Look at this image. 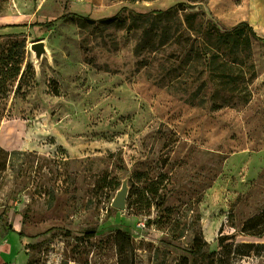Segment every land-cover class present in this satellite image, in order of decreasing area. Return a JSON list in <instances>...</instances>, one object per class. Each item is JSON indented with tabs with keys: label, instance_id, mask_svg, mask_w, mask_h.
Returning a JSON list of instances; mask_svg holds the SVG:
<instances>
[{
	"label": "rangeland",
	"instance_id": "rangeland-1",
	"mask_svg": "<svg viewBox=\"0 0 264 264\" xmlns=\"http://www.w3.org/2000/svg\"><path fill=\"white\" fill-rule=\"evenodd\" d=\"M190 3L257 38L221 37ZM170 9L142 48L129 19ZM205 54L240 92L212 86ZM263 208L264 0H0V264H120L118 231L134 264H218L220 232L229 264H264L241 233Z\"/></svg>",
	"mask_w": 264,
	"mask_h": 264
},
{
	"label": "trees",
	"instance_id": "trees-1",
	"mask_svg": "<svg viewBox=\"0 0 264 264\" xmlns=\"http://www.w3.org/2000/svg\"><path fill=\"white\" fill-rule=\"evenodd\" d=\"M194 13L189 12V15H192ZM177 12L175 9H170L166 12H153L148 13L145 15L140 14H134L131 20V27L135 30H140L144 34V42L142 45V48H151L155 49L154 39L157 37V34H154V27L158 25V23L161 20L166 19H177ZM205 16V15H204ZM206 17V16H205ZM79 19V26L81 28H85L87 24L89 25H97L98 27H109L113 26L115 28H122L125 25V19L122 18L120 14L115 15L114 17L105 18L97 22V24L91 20H88L86 18H78ZM188 21V17L185 19ZM206 21L208 23H211L213 28L216 30V33L220 35L221 37L228 38L229 40L236 39L237 36L242 34H248L249 37L256 39L257 36L253 30V28L247 24L246 22H240L236 26L232 27L231 29H224L218 25V23L212 18L207 17ZM46 25H50L49 23ZM164 34L160 35V37H165L166 32H163ZM177 37H179L182 32H177ZM173 38L174 36H170ZM176 37V38H177ZM175 38V39H176ZM246 44L249 41V38L246 37ZM206 58V68L209 72V81L212 84L213 87H217L220 91H225L228 93H237L240 92L238 86L236 85V82L233 78L229 77L225 73H221V71H218L219 68H217L214 65V61L211 58H208L205 54ZM221 67V65L219 66ZM30 68V64L26 65L25 70L21 73L19 80L24 78V75L26 71ZM243 101H246V98H243ZM241 233L245 235H249L256 239H263L264 238V208L256 215L248 219L246 222L243 223L241 228ZM228 237L219 234L218 236V248H219V258H218V264H229L230 257L233 254L230 249V245L227 244ZM115 242L116 246L118 248L119 254L122 255L124 252L130 250V256H123L120 257V264H134V258H133V250L131 248V241L129 236H125L121 231H118L115 235ZM251 246L250 244H240L237 246V252L234 253L239 256H246L248 255L247 252H243L244 249H249ZM202 246L198 244L196 246V249H201ZM178 264H187L185 259H182L178 262Z\"/></svg>",
	"mask_w": 264,
	"mask_h": 264
},
{
	"label": "water",
	"instance_id": "water-1",
	"mask_svg": "<svg viewBox=\"0 0 264 264\" xmlns=\"http://www.w3.org/2000/svg\"><path fill=\"white\" fill-rule=\"evenodd\" d=\"M187 11L191 13L200 12L207 17L209 13L206 9V6L203 3H190L187 6ZM31 51L34 52L36 59H40L43 54H45V47L43 42L33 43L30 47ZM127 186H123L121 190L116 194V197L113 199L111 205L113 208L119 210H125L126 208V199H127Z\"/></svg>",
	"mask_w": 264,
	"mask_h": 264
},
{
	"label": "built area",
	"instance_id": "built-area-1",
	"mask_svg": "<svg viewBox=\"0 0 264 264\" xmlns=\"http://www.w3.org/2000/svg\"><path fill=\"white\" fill-rule=\"evenodd\" d=\"M148 219L149 218L144 216H141L140 218H136L135 228L133 232V237L135 236L136 240H140L142 238V236H140V233H143L146 230Z\"/></svg>",
	"mask_w": 264,
	"mask_h": 264
}]
</instances>
